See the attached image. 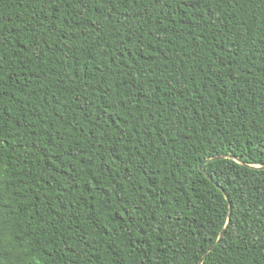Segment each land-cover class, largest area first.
<instances>
[{
  "label": "trees",
  "instance_id": "1",
  "mask_svg": "<svg viewBox=\"0 0 264 264\" xmlns=\"http://www.w3.org/2000/svg\"><path fill=\"white\" fill-rule=\"evenodd\" d=\"M250 166L264 0H0V264H264Z\"/></svg>",
  "mask_w": 264,
  "mask_h": 264
},
{
  "label": "water",
  "instance_id": "2",
  "mask_svg": "<svg viewBox=\"0 0 264 264\" xmlns=\"http://www.w3.org/2000/svg\"><path fill=\"white\" fill-rule=\"evenodd\" d=\"M223 158H230V159H233V160H235V161H238V159H237V157H234V156H217V157H214V158H209V159H206L203 163H201L200 164V171L210 180V181H214L213 180V178L207 173V171L205 170V166L207 165V164H209L210 162H212V161H217V160H219V159H223ZM250 167H252V168H256V169H264V167H261V166H250ZM215 185L222 191V193L225 195V197H226V199L228 200V201H230V197H229V195L227 194V192L218 184V183H215ZM231 209H232V206H231V204H230V212H229V217H230V214H231ZM224 235H225V231L223 230L222 232H221V234H220V236H219V239L214 243V245L213 246H211L209 249H208V251L204 254V256H203V258H202V260H201V262H200V264H203L204 263V261L207 259V256H208V254L211 252V251H213L214 249H216L219 245H220V243H221V241H222V239H223V237H224Z\"/></svg>",
  "mask_w": 264,
  "mask_h": 264
}]
</instances>
